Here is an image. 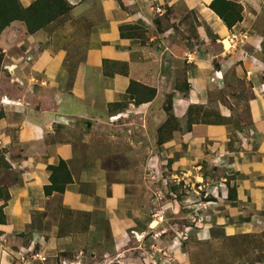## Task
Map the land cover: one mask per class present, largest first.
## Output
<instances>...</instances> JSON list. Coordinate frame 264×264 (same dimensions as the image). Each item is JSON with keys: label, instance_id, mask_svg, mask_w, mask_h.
Here are the masks:
<instances>
[{"label": "crops", "instance_id": "0c3cea01", "mask_svg": "<svg viewBox=\"0 0 264 264\" xmlns=\"http://www.w3.org/2000/svg\"><path fill=\"white\" fill-rule=\"evenodd\" d=\"M19 1L28 8L37 0ZM230 1L243 9L232 29L211 9L213 0L71 2V18L89 23L76 61L72 22L33 35L22 22L3 31L0 88L8 72L20 91L0 95V264H22L14 252L23 248L46 257L32 264H64L82 253L81 241L109 239L124 251L130 232L150 224L154 146L177 184L192 182L194 193L220 172L213 192L228 214L220 223L252 230L248 213H264V0ZM151 4L163 13H151ZM168 10L195 15V28L182 25L184 39L174 26L158 30ZM122 27H139L146 39L123 37ZM168 106L177 123H167ZM192 107L201 112L191 114ZM123 118L129 121L118 123ZM120 128L124 134L113 133ZM60 161L73 184L47 197L49 167Z\"/></svg>", "mask_w": 264, "mask_h": 264}, {"label": "rangeland", "instance_id": "374dc122", "mask_svg": "<svg viewBox=\"0 0 264 264\" xmlns=\"http://www.w3.org/2000/svg\"><path fill=\"white\" fill-rule=\"evenodd\" d=\"M78 1L67 0V3L72 8L71 2ZM180 11L183 10H178L176 14ZM69 13L60 14L59 17L54 15L58 20L46 30L51 32L63 24L72 22L78 43L71 51V59L76 61L83 54L89 23L87 20L73 19ZM176 14L168 10L165 17L160 18V31L174 26L176 37L184 39L187 35L181 31L185 29L182 25L185 22V26L191 25L195 28L196 17L194 14L193 17ZM262 28L264 33V17ZM126 32V35H132V32ZM189 32L190 30L187 31ZM138 34V37L146 39L143 29ZM21 37L19 35L14 43L19 42ZM15 53L17 50L10 52ZM27 59V62L31 61L30 57ZM179 76L183 87V72H179ZM19 91V83L12 82L7 72V75L3 76L0 95H17ZM124 121H129V118H123L118 123L123 124ZM120 129L114 130L113 133L119 131V134H124L123 128ZM134 133L136 131L132 135ZM150 157L147 165L151 183L150 224L135 232L131 231L121 253H116L109 239L97 245L81 241L82 253L68 257L70 259L66 264H264V213H248V219L254 222L250 231H243L241 227L229 228L227 223H220L222 217H228L220 200L222 195L217 196L216 192H213L216 186L219 187L217 183H221L220 172L213 174V179H209L210 186L202 188L197 194L192 191V182L182 181L177 184L170 165L162 162L155 146L151 148ZM56 208L61 209L57 203ZM244 218L246 214L241 219ZM79 219L82 220V217L72 216L71 221L76 223Z\"/></svg>", "mask_w": 264, "mask_h": 264}, {"label": "trees", "instance_id": "16d2710c", "mask_svg": "<svg viewBox=\"0 0 264 264\" xmlns=\"http://www.w3.org/2000/svg\"><path fill=\"white\" fill-rule=\"evenodd\" d=\"M211 9L224 21L229 29H232L242 20L243 9L233 1L213 0ZM70 11L71 7L67 3V0H37L28 8H23L19 0H0V35L14 22L24 23L27 28V33L33 35L56 22L58 19H55V16L59 17L60 14L66 15ZM159 20L160 19L156 20V26L160 31L162 23L161 20ZM126 31H134L136 35H140L138 32L142 31V29L139 27H135L134 29L122 27L123 37H128V34H125ZM2 61L3 55H0V68ZM194 111H198V114L201 112L199 108L192 107L190 113L192 114ZM166 112L168 114L167 123L178 122L172 113L171 106L166 107ZM191 124L192 122L189 124L190 127ZM49 171L51 172L50 184L45 187V195L47 197H51L55 193L63 195L68 186L73 184V178L69 171L68 164L65 161H60L57 166L49 167ZM229 191V200L234 202L236 200V190L233 187L230 188ZM9 198V194L6 192L4 196L5 202H7ZM69 212L73 214L72 211ZM82 217L89 216L82 214ZM0 223H6V217L3 214L2 208H0Z\"/></svg>", "mask_w": 264, "mask_h": 264}, {"label": "built area", "instance_id": "2783aa9c", "mask_svg": "<svg viewBox=\"0 0 264 264\" xmlns=\"http://www.w3.org/2000/svg\"><path fill=\"white\" fill-rule=\"evenodd\" d=\"M150 11L153 14H162L163 10L161 7H158L154 4L150 5ZM139 19L142 20L146 24H150V19L144 15V14H139ZM225 198H228L227 193H225ZM15 259H17L20 263L22 264H32L33 261H39L40 263L46 262V257L43 255L41 251H37L36 248H30V249H20L16 252H14ZM31 260V261H30ZM66 264V263H64Z\"/></svg>", "mask_w": 264, "mask_h": 264}]
</instances>
